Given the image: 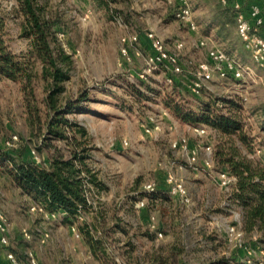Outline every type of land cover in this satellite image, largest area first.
Instances as JSON below:
<instances>
[{"label": "rangeland", "instance_id": "1", "mask_svg": "<svg viewBox=\"0 0 264 264\" xmlns=\"http://www.w3.org/2000/svg\"><path fill=\"white\" fill-rule=\"evenodd\" d=\"M55 1L60 4L67 25L65 35L59 41L74 61L67 89L74 96L83 90L90 95V99L82 101L71 114L93 137L95 148L91 166L106 186L92 191L90 199L95 209L101 208L105 212L107 225L119 222L133 233L145 230L154 222L163 236L156 235L154 240L142 235L134 237L137 248L127 255L124 251L128 249L125 245L128 236L120 229L112 231L106 249L114 261L103 263L92 255L81 232L77 237L59 219H43L40 212L31 211V198L21 195L9 179L4 180L1 176L0 209L12 223L10 245L19 243L20 234L26 229L32 238L21 242L27 245V251L34 250L40 264H152L153 253L169 255L164 264H226L218 262L221 257L233 260L234 264H252L255 258L264 256L263 245L252 247L242 236L230 231L232 223L241 218L239 208L228 203L226 191L215 182V164L212 171L202 167L206 155L201 145L210 143L216 150L220 138L217 131L204 125L207 133L198 136L193 131L195 126L178 119L165 106L162 96L147 90L139 80L144 79L163 91L175 86L183 92L180 94L185 99H196L186 91L196 64L207 60L206 49L196 46L198 38L207 35L201 26L198 32H192L175 18L176 4L169 0H117L116 6L126 14L125 20L120 12L126 26H120L105 11L95 9L91 0ZM16 5L17 0H0V13L8 21L9 46L20 53L27 50L28 42L19 37L20 18L14 11ZM202 12L198 10L194 15ZM151 31L172 51L176 40L184 42L179 51L184 72L176 76L174 84L165 81V70L141 77L143 57L132 50L131 58L127 59L120 51L121 37L126 33H138L140 41L137 45L147 53L150 50L147 34ZM252 67L256 69L253 78L221 80L214 75L206 90L239 99L244 108L246 128L255 138L256 155L264 157V130L257 124V115L251 112L264 107V72ZM256 73L261 78L255 77ZM137 89L144 95H137ZM36 92L41 100L44 97L41 82ZM150 117L158 119L161 129L145 132L143 124H150ZM13 135H17V139L9 146L7 141ZM181 136L189 139V147H198L196 165L189 163L187 152L172 146ZM34 141L37 142V138L31 140L29 135L20 85L0 78V149L20 150L27 146L29 153L34 150L42 159L43 155L33 147ZM169 174L187 187L192 198L190 204L182 203L169 193L166 182ZM149 183L155 185L156 191L145 190ZM161 193L168 198H154ZM141 200L145 205L138 207ZM91 217L86 214L88 220ZM44 227L50 236L42 243L39 232ZM150 229L155 231L151 226ZM173 243L184 252L171 254ZM0 249H4L1 244ZM249 249L253 250L252 254L247 252Z\"/></svg>", "mask_w": 264, "mask_h": 264}, {"label": "trees", "instance_id": "2", "mask_svg": "<svg viewBox=\"0 0 264 264\" xmlns=\"http://www.w3.org/2000/svg\"><path fill=\"white\" fill-rule=\"evenodd\" d=\"M91 1L95 9L103 10L115 19L121 18L123 13L126 20L124 11L116 6L117 0ZM190 3L194 14L203 10L201 15L194 16L205 34L212 35L219 45L245 64L255 66L236 33L235 13L230 4L220 0H190ZM14 11L20 18L19 37L27 40L28 48L20 53L10 48L8 21L0 13V78L20 85L29 135L31 140L37 138L33 147L43 158L37 162L27 146L20 150L0 149V180L1 176L4 180L9 179L21 195L31 198L32 203L47 212L58 213L56 220L59 219L61 224L77 226L90 252L101 262L114 261L106 244L112 231L118 229L128 236L125 242L128 249L124 253L131 255L137 248L134 237L142 235L154 240L157 233L156 230L152 232L150 226L130 233L119 222L107 225L105 212L101 208L95 209L90 199L92 191L106 186L91 166L95 146L89 129L71 117L90 95L83 90L74 96L66 86L74 61L57 36L59 31L65 32L67 28L60 4L55 0H17ZM139 80L147 90L161 95L165 106L178 119L193 126H210L217 131L220 138L214 149V164L217 170H227L236 177L228 201L239 208L243 238L252 247L264 246V157L256 155L255 138L246 128L244 108L239 99L218 96L209 90L195 95L187 89L186 92L197 97L190 101L175 86L163 91ZM39 82L44 91L41 100L36 92ZM136 94L144 95L138 89ZM251 112L257 115V124L264 130V107ZM45 152L47 156H44ZM161 194L154 198H168ZM86 214L92 215L90 220ZM20 236L19 240H27L22 232ZM21 241L16 245L9 244L7 248L26 261L27 245ZM170 248L171 254L184 252L176 243ZM169 257L153 253L152 264L167 263ZM218 262L234 264L225 257ZM252 264H264V256L255 258Z\"/></svg>", "mask_w": 264, "mask_h": 264}, {"label": "built area", "instance_id": "3", "mask_svg": "<svg viewBox=\"0 0 264 264\" xmlns=\"http://www.w3.org/2000/svg\"><path fill=\"white\" fill-rule=\"evenodd\" d=\"M220 1L223 4L231 5L235 13L236 33L244 48L249 51L254 63L264 71V0ZM169 2H175L176 4L174 9L175 18L185 24L192 32H198L200 26L195 19L190 0H169ZM116 21L120 26H126V23L122 18L117 17ZM64 35L65 32L62 31L57 33L59 40H61ZM147 36L150 40V50L147 53H144L137 45L140 41L138 33L124 34L121 37L120 46V51L123 57L130 59V54L133 50L136 55H140L144 59V67L140 73L141 77L146 78L158 70H165L167 71L165 81L168 84H174L176 82V76L184 72V66L181 62L179 53V51H181L184 47V42L176 40L175 50L172 51L167 47L166 43L152 31L149 32ZM196 46L206 49L207 60L196 64L193 79L188 85V89L192 94L199 95L202 91L208 89V83L213 80L214 75H217L221 80L231 78L233 80L241 81L244 80L246 76L253 78L255 74L254 68L244 64L235 55L221 47L216 40L211 37V35H201L196 42ZM143 128L145 132L151 133L154 130L161 129V124L157 118L150 117V124H143ZM207 130L208 129L205 126L193 127V131L200 137H203L207 133ZM16 139L17 135H13L11 139L7 141V144L11 146ZM124 143L127 144V140H124ZM172 146L187 152L190 164H197L198 147H189V139L187 137H179L172 143ZM201 148L206 155L202 167L212 171L214 167V147L210 143H203ZM32 152L35 160L37 162H41V157L37 155L34 150H32ZM213 178L217 185L226 191L228 200L236 177L227 170H217V172L213 174ZM166 182L168 184L169 193L177 196L180 201L186 205L191 203L192 198L190 193L182 182L175 181L173 176L170 174L168 175ZM145 190L148 192L154 191L155 185L153 183H149L145 186ZM144 205V200L137 203L138 207H142ZM30 210L40 212L43 219L47 220H54L58 216V213L45 211L37 203H33ZM150 226L152 229L156 230L158 237L163 236V233L158 230L157 225L154 222L151 223ZM240 226L241 218L232 223L230 231L242 236L241 238H243V232ZM70 228L77 237L81 235L75 225L70 226ZM22 233L27 240L32 238V234L26 229H23ZM49 236L50 233L45 227L40 230L39 238L42 243L48 240ZM10 238L11 226L8 216L0 209V244L8 247L10 244ZM247 252L250 254L253 253L252 249H249ZM6 256L10 261V264H40L36 253L32 249H28L27 260L25 262H22L11 250H7Z\"/></svg>", "mask_w": 264, "mask_h": 264}, {"label": "crops", "instance_id": "4", "mask_svg": "<svg viewBox=\"0 0 264 264\" xmlns=\"http://www.w3.org/2000/svg\"><path fill=\"white\" fill-rule=\"evenodd\" d=\"M149 45H150V40H149ZM249 65V64H248ZM255 67L258 68L259 70H262L260 69L256 64H255ZM256 70V69H255ZM254 70V71H255ZM263 71V70H262ZM264 72V71H263ZM257 78H261L257 73H256V76ZM10 222V226L12 228V223L11 221ZM8 248L4 246V249H0V264H10V261L8 260L7 256H6V252H7Z\"/></svg>", "mask_w": 264, "mask_h": 264}]
</instances>
